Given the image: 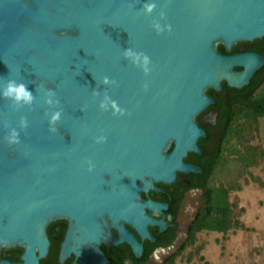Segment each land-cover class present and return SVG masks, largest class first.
Wrapping results in <instances>:
<instances>
[{
  "label": "water",
  "instance_id": "1",
  "mask_svg": "<svg viewBox=\"0 0 264 264\" xmlns=\"http://www.w3.org/2000/svg\"><path fill=\"white\" fill-rule=\"evenodd\" d=\"M146 2L157 5L151 14ZM154 19L171 31L158 35ZM263 36L264 0H0V87L23 80L36 96L31 109L18 111L0 97V247L20 246L21 264H39L47 226L64 219L61 255L80 257L72 264H111L101 243L126 242L140 257L143 245L126 224L154 240L148 226L166 224L147 209L167 207L141 193L159 191L156 183H171L178 172L201 171L184 157L201 152L206 132L196 116L213 103L207 89H221L222 80L249 84L264 56L230 51ZM129 47L150 57L147 75L123 57ZM105 75L118 86L100 83ZM40 84L63 109L55 133L44 112L56 109L44 104ZM105 88L124 115L99 108ZM10 128L19 144L4 140ZM98 135L106 141L95 142Z\"/></svg>",
  "mask_w": 264,
  "mask_h": 264
},
{
  "label": "trees",
  "instance_id": "2",
  "mask_svg": "<svg viewBox=\"0 0 264 264\" xmlns=\"http://www.w3.org/2000/svg\"><path fill=\"white\" fill-rule=\"evenodd\" d=\"M219 50L226 52L223 45H218ZM238 96L242 100L235 102L232 123L226 129L224 138V150L227 153L220 154V159L214 168L205 169L204 179L192 184L201 187V205L187 226V236L175 252L168 255L158 264H176L180 259L181 264H188L194 258L204 264H210L205 256L200 252L204 244L196 245L199 234L203 231L216 232L220 236L218 241L227 239L231 232L237 228L249 230L242 216H235L234 211L237 202L230 197L232 191H241L243 186L240 182L244 178L245 183H249L247 173L260 187H264V179L255 175L251 168L258 164L259 159L264 158V148L256 140L260 137L259 118L264 115V65L256 71L249 84L237 90ZM243 97V98H242ZM226 142V143H225ZM223 150V151H224ZM209 175V176H208ZM183 196H179L173 211L171 212V222L173 234L168 242L176 235L179 225L177 211ZM243 214L246 207L241 205L238 208ZM185 252L186 248H191ZM196 256V257H195ZM147 256L138 260L134 264H141ZM116 264V263H113Z\"/></svg>",
  "mask_w": 264,
  "mask_h": 264
},
{
  "label": "flooded vegetation",
  "instance_id": "3",
  "mask_svg": "<svg viewBox=\"0 0 264 264\" xmlns=\"http://www.w3.org/2000/svg\"><path fill=\"white\" fill-rule=\"evenodd\" d=\"M241 51H255L264 56V36L252 41L236 43L232 47L230 53ZM240 68L241 67L236 66L234 69ZM221 85L222 88L219 90L212 87L207 89V93L213 97V103L205 107L196 116L199 126L206 132V136L200 137L197 141V144L201 148V152L189 151L184 157L185 162L198 165L201 167V171L196 173L178 172L175 181L171 183L157 182L156 185L160 188L159 191L150 189L148 192L141 193L144 199L152 198L155 201L167 203V207L160 211L147 209V213L150 216L163 219L166 228L160 231L159 226L149 225L148 229L155 238L154 240H150L148 238L143 239L133 227L126 224V227L131 230L142 243V255L140 257H135L131 246L126 242L117 245L113 243H101L100 248L110 260L111 264H134V258L140 260L147 256L145 261L141 263L144 264L148 261L151 254L166 251L174 246L178 237L179 225L175 237L170 242L167 240H169L173 234L170 215L175 203L180 195L184 198L187 190L202 191L201 187L192 183L204 179L206 177L204 175L205 169L211 170L217 164L220 159V154H223L225 132L232 123L231 120L235 102L237 100H242L239 96L237 98L236 93L238 94L237 90L243 87L239 89L230 87L225 80L221 81ZM183 198L178 207L177 221ZM66 229L67 222L64 219H57L47 226V235L50 244L47 253L40 257L39 264H72L73 261H75V263L80 261V257H77L74 253L67 256L61 255V243L64 239ZM114 234L118 237V232L116 230H114ZM22 253L23 248L20 246L0 247V264H21L24 260Z\"/></svg>",
  "mask_w": 264,
  "mask_h": 264
},
{
  "label": "rangeland",
  "instance_id": "4",
  "mask_svg": "<svg viewBox=\"0 0 264 264\" xmlns=\"http://www.w3.org/2000/svg\"><path fill=\"white\" fill-rule=\"evenodd\" d=\"M259 125L260 137L256 142L264 148V115L260 116ZM223 152L227 153L226 150ZM251 170L264 179V158L259 159L258 164ZM245 176L248 177L249 183H245L242 178L240 182L243 189L232 191L230 197L237 202L234 215L242 216L244 222L252 228L249 230L237 228L227 239L221 241L217 239L220 236L219 233L201 232L194 247L204 244L200 252L210 261V264H264V187H260L247 173ZM201 193L202 191L187 190L178 215L179 231L174 246L166 251L151 254L144 264H158L178 249L187 236L189 222L201 205ZM241 205L246 207L243 214L238 210ZM194 247L186 248L185 252ZM180 262V259H177L176 264H181ZM188 264L204 263L194 258Z\"/></svg>",
  "mask_w": 264,
  "mask_h": 264
},
{
  "label": "clouds",
  "instance_id": "5",
  "mask_svg": "<svg viewBox=\"0 0 264 264\" xmlns=\"http://www.w3.org/2000/svg\"><path fill=\"white\" fill-rule=\"evenodd\" d=\"M156 7L157 5L155 2H146L143 4V10L146 14H151L156 9ZM159 16L161 19H164L165 13L163 11H160ZM152 27L158 35L166 29L168 31H171V25L165 24L162 26L161 23L155 19L152 21ZM122 55L134 66L140 68L145 75H147L151 71L149 67L151 63L150 57L146 53L142 51H135L129 47L123 50ZM100 83H102L103 85L118 86L117 81L115 79H110L107 75L101 78ZM38 87L44 92V104L48 105L50 108L56 109L51 112H49L48 110L44 112L45 117L48 118V130L52 133H55L58 130L56 125L61 119L63 109L59 107L60 101L58 98H55L56 92L53 89H44L43 84L38 85ZM142 87L147 90L148 84L145 83ZM92 96L98 97L100 96V92L96 88H94L92 91ZM0 97L10 102L9 107L13 111H18L20 108L25 106L31 109L33 104L36 102V96L34 95L33 91L29 90L28 84L23 80L18 81L14 78H8L4 81L3 86L0 87ZM84 107L87 106L85 105ZM99 108L102 111H108L110 108L112 110L113 116L124 115L126 112V109L121 108L118 105L117 101L109 96L107 88H105L103 98L99 102ZM81 111H83V108L81 109ZM18 126L20 130H24L28 127V121L25 116H21L19 118ZM4 127L9 128L7 122H5ZM93 139L97 143H103L106 141V137L104 135L95 136L93 137ZM4 140L9 146L19 144L20 133L17 128H10L7 134L4 136ZM87 163L88 170L92 171V169L94 168L93 163L91 162V160H89Z\"/></svg>",
  "mask_w": 264,
  "mask_h": 264
}]
</instances>
